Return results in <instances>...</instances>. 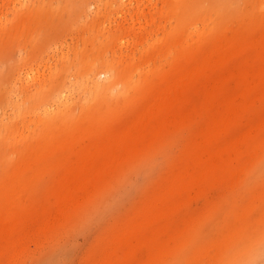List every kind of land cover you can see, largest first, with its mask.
Instances as JSON below:
<instances>
[{
  "label": "rangeland",
  "instance_id": "1",
  "mask_svg": "<svg viewBox=\"0 0 264 264\" xmlns=\"http://www.w3.org/2000/svg\"><path fill=\"white\" fill-rule=\"evenodd\" d=\"M200 1L0 0V264H264V0Z\"/></svg>",
  "mask_w": 264,
  "mask_h": 264
},
{
  "label": "bare ground",
  "instance_id": "2",
  "mask_svg": "<svg viewBox=\"0 0 264 264\" xmlns=\"http://www.w3.org/2000/svg\"><path fill=\"white\" fill-rule=\"evenodd\" d=\"M213 3H215V0H211ZM207 3H209L207 0H203V1H200V3L199 4H197L196 3V5H199V6H201V7H206V6H208V4ZM226 13V11L225 10H223L221 13H220V15L222 16V17H224L223 16V14H225ZM112 85H110V86H108V87H105L104 89H105V93L107 94V96L108 97H110V96H112Z\"/></svg>",
  "mask_w": 264,
  "mask_h": 264
}]
</instances>
